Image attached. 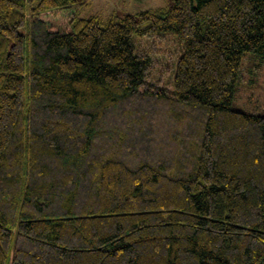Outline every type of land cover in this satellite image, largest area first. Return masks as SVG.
<instances>
[{
  "label": "trees",
  "instance_id": "16d2710c",
  "mask_svg": "<svg viewBox=\"0 0 264 264\" xmlns=\"http://www.w3.org/2000/svg\"><path fill=\"white\" fill-rule=\"evenodd\" d=\"M80 1L0 0V264H264V117L231 108L264 0ZM164 34L171 93L133 42Z\"/></svg>",
  "mask_w": 264,
  "mask_h": 264
},
{
  "label": "rangeland",
  "instance_id": "374dc122",
  "mask_svg": "<svg viewBox=\"0 0 264 264\" xmlns=\"http://www.w3.org/2000/svg\"><path fill=\"white\" fill-rule=\"evenodd\" d=\"M173 0H85L80 1L76 15L78 18L98 17L106 19L117 16L134 15L139 11L170 5ZM135 45L149 47L156 44L157 62L151 72V83L160 84L167 93L173 91L175 64L182 54L179 38L164 34L160 39L133 37ZM231 108L247 114L264 117V56L245 53L234 84Z\"/></svg>",
  "mask_w": 264,
  "mask_h": 264
}]
</instances>
